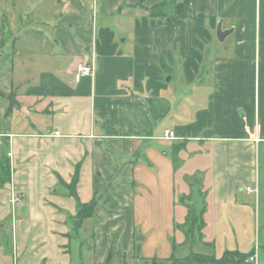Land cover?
Instances as JSON below:
<instances>
[{
	"label": "crops",
	"instance_id": "obj_1",
	"mask_svg": "<svg viewBox=\"0 0 264 264\" xmlns=\"http://www.w3.org/2000/svg\"><path fill=\"white\" fill-rule=\"evenodd\" d=\"M7 2L0 222L12 186L22 198L11 263L170 264V239L185 244L178 198L195 179L198 252L264 264V0ZM218 23L231 29L223 41ZM82 62L93 71L76 81ZM93 201L79 219L78 202Z\"/></svg>",
	"mask_w": 264,
	"mask_h": 264
},
{
	"label": "trees",
	"instance_id": "obj_2",
	"mask_svg": "<svg viewBox=\"0 0 264 264\" xmlns=\"http://www.w3.org/2000/svg\"><path fill=\"white\" fill-rule=\"evenodd\" d=\"M176 157L174 156V161H175ZM9 162H8V158L5 155V148H3V153L2 156L0 158V182H5L8 180L9 178ZM77 181V172L73 175L72 180L70 183H67V187L70 190V193L75 196V190H74V184ZM95 202H90V203H80L78 202V209H77V213H78V218L79 219H83L84 217H88L90 211L92 212V209L94 208ZM91 209V210H89ZM203 208L199 209V217L197 218L194 214L195 211L193 209H190L188 214L190 213V215L187 217V219L185 218L183 225L181 224H176L175 226V230L180 231L181 234L184 236V241L186 243V241L191 245L195 244V240H201L203 239V234L200 232V228L202 225L203 228V221L201 218V212H202ZM196 221H198V226L196 225ZM194 224L196 226V230H197V238H194ZM187 234V235H186ZM191 234V235H190ZM172 253L169 257L170 260V264H242V262L245 260V258L247 257V255L241 254L237 251H225L221 257H216L214 256V254H205L202 252H198V251H189L188 254L183 255V256H173L174 251L176 250L175 248V242H174V238H172ZM211 243V242H209ZM210 245V244H209ZM105 264H109V262H106Z\"/></svg>",
	"mask_w": 264,
	"mask_h": 264
},
{
	"label": "rangeland",
	"instance_id": "obj_3",
	"mask_svg": "<svg viewBox=\"0 0 264 264\" xmlns=\"http://www.w3.org/2000/svg\"><path fill=\"white\" fill-rule=\"evenodd\" d=\"M7 1H8L7 2L8 7L10 8L9 0H7ZM7 4H5V7H7ZM1 33L3 35L7 34V32L3 31V30H1ZM255 187H257L256 191L258 192V186H253V188H255ZM252 191H254V190H252ZM178 201L182 202V205L185 207L186 219L190 215V213L188 214L190 209H193L195 211L194 215L197 218L199 217V209L203 207V202L204 201H203L202 192L198 189V185H197L195 179L193 180L192 186H190V189H189L188 193H186V194L184 193L183 197L178 198ZM12 207L13 208L17 207V208L13 209ZM17 210H18V205H13V206L9 207V212L7 213V216H5L2 219V222H0V264H12L9 258L11 257V254H12V251H11L12 243L15 241V234H16V229H17V221H16V213H18ZM176 211H177V208H176ZM184 220H185V218H184ZM184 220L181 223V225H183ZM195 223L198 226V221H196ZM203 224H204L203 228H202V225H200L201 226L200 232L203 235H205L207 233V231H206L205 223H203ZM193 227H194V235H193V237L197 238L196 236H197L198 233H197L195 224H194ZM70 230H71L70 231L71 234H75V232L73 231V225H72ZM180 233H178V234H180ZM139 234L140 233H137L135 235V240L137 239L136 241H138V242L140 240V238H138V237L139 236L142 237ZM67 238L70 239L69 241L71 242V246H74L75 243H76L75 238L74 237L70 238L69 236ZM77 239H79V238L77 237ZM189 240H188V242L186 241L185 244L180 243L178 246H180L182 244H183V246L176 247V250L174 251L173 256L180 257V256L184 255L185 252H187L186 250H188L187 249L188 248L187 244L191 245L189 243ZM78 241H80V240H78ZM138 242H135L137 247L134 248V251L138 250L139 252L135 253V255H137L138 257H140L141 255L145 256V257L150 255L151 250L149 248V245L146 244L145 247L143 248V243L140 245ZM168 242H169V239H168ZM174 242H175V245H177L178 242L177 241H174ZM172 243L173 242L170 239V244L172 245ZM204 244H207V243L204 242ZM196 245H197V240H195V244L194 245H191L190 251H192V250L193 251H199L198 250L199 247H197ZM154 253L162 255L164 252H161L160 247L158 246L157 251L154 252Z\"/></svg>",
	"mask_w": 264,
	"mask_h": 264
},
{
	"label": "built area",
	"instance_id": "obj_4",
	"mask_svg": "<svg viewBox=\"0 0 264 264\" xmlns=\"http://www.w3.org/2000/svg\"><path fill=\"white\" fill-rule=\"evenodd\" d=\"M93 71V66L90 64H87L86 62H82V63H78L76 65V69H75V74H74V79L76 81H79L82 77L86 76V75H90ZM173 136V132L170 130H166L165 131V137L166 138H172ZM247 191H256L257 187L255 188H251L250 186L246 187ZM22 198L20 195V192L18 191V189L13 188L12 186V198H11V203L12 204H19L21 202Z\"/></svg>",
	"mask_w": 264,
	"mask_h": 264
},
{
	"label": "water",
	"instance_id": "obj_5",
	"mask_svg": "<svg viewBox=\"0 0 264 264\" xmlns=\"http://www.w3.org/2000/svg\"><path fill=\"white\" fill-rule=\"evenodd\" d=\"M230 32H231V29H229V30H223V29H221L220 23L217 24L216 37H217L218 40L223 41V39L225 38V36L227 34H229Z\"/></svg>",
	"mask_w": 264,
	"mask_h": 264
}]
</instances>
